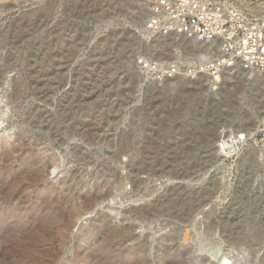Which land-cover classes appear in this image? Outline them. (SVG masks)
<instances>
[{
	"label": "rangeland",
	"instance_id": "obj_1",
	"mask_svg": "<svg viewBox=\"0 0 264 264\" xmlns=\"http://www.w3.org/2000/svg\"><path fill=\"white\" fill-rule=\"evenodd\" d=\"M148 14L0 0V264H264V77L189 78L203 47L143 31ZM143 58L179 75L153 80ZM239 132L236 156L215 151Z\"/></svg>",
	"mask_w": 264,
	"mask_h": 264
},
{
	"label": "built area",
	"instance_id": "obj_2",
	"mask_svg": "<svg viewBox=\"0 0 264 264\" xmlns=\"http://www.w3.org/2000/svg\"><path fill=\"white\" fill-rule=\"evenodd\" d=\"M146 1L150 4L146 22L151 34L175 35L202 44L200 60L186 70L189 78L201 73L217 78L224 69L236 66L264 76V1L255 7L231 1ZM138 64L156 81L179 75L176 66L147 62L144 58ZM262 126L260 130L264 132V122ZM245 136L241 133L231 143L226 141L229 136H222L218 142L219 153L226 158L236 156Z\"/></svg>",
	"mask_w": 264,
	"mask_h": 264
},
{
	"label": "bare ground",
	"instance_id": "obj_3",
	"mask_svg": "<svg viewBox=\"0 0 264 264\" xmlns=\"http://www.w3.org/2000/svg\"><path fill=\"white\" fill-rule=\"evenodd\" d=\"M218 1V0H217ZM260 1H258V2H256L255 3V5L254 6H251V7H255V6H257V4L259 3ZM236 5H238L236 2H234ZM148 4V9L150 10V4L149 3H147ZM240 6H247V5H240ZM260 11H261V9H260ZM148 16H149V14H148ZM145 25H146V27H147V22L145 23ZM144 28V30L143 31H147V33L148 32H150V30H149V28L147 27V28ZM151 33V32H150ZM155 35V34H154ZM156 35H159V34H156ZM172 36H174L175 37V35H172ZM174 39V38H173ZM172 38L171 39H169V40H172V41H174ZM183 40V39H182ZM187 40V39H186ZM189 40V39H188ZM192 43H194L196 46H197V48L199 47V46H202V44H199V43H195L194 41H192V40H190ZM188 42V41H187ZM191 42H190V44H191ZM171 44V43H170ZM194 45V46H195ZM190 46V45H189ZM188 47V46H187ZM189 48V47H188ZM196 48V49H197ZM201 50L199 51L198 50V52L196 51V53L198 54L196 57H201L202 56V52H203V49L202 48H200ZM193 50V49H192ZM195 51V50H194ZM193 54V53H192ZM195 54H193V56H194ZM200 60V59H199ZM237 67V66H236ZM185 70H187V68H184ZM226 69H228V68H226ZM241 69V68H240ZM225 70V69H224ZM242 70V69H241ZM243 71H245V70H243ZM245 72H249V71H245ZM260 76H262V75H260ZM264 77V76H263ZM16 87V86H15ZM15 95L18 97V93H15ZM7 113H8V107H7V105H0V124H2L4 121H5V117L7 116ZM7 132V131H6ZM242 132H239V133H237V134H232L231 136H229L228 138H226V141L228 142V143H231V142H233V141H237V139H238V135H240ZM251 136V135H250ZM11 136H9V138H10ZM245 138H246V136H245ZM9 144V140H8V138H4L3 140H0V151H1V153L3 152V155H8L7 154V152H6V149L8 148V145ZM215 151H217V153L218 152H220V147L217 145V150H215ZM214 151V152H215ZM216 153V152H215ZM78 159H82V158H84L82 155H78V157H77ZM54 164V162H49V161H44L43 163H42V165L40 166V170H39V172L40 171H43L46 167H48V166H51V165H53ZM55 167H57V166H54V168ZM107 169V168H106ZM107 195V193H100V192H96V193H94L92 196H88V197H86L85 198V206H90L91 204H93L94 202H97V201H99V200H102V199H104L105 198V196ZM70 242V241H69ZM140 244V253H145V251H147V246H146V244L145 243H139ZM201 245V244H200ZM206 247H208L205 251H206V253H207V251H208V253H210L213 257H215L216 256V250H215V248L212 246H210V245H208V246H206ZM206 247H204V248H206ZM210 256V255H209ZM211 256V257H212ZM139 260H140V258L139 259H136V262L134 263V264H139ZM218 262H219V264H231V261H230V259L227 257V255H225L224 257L222 256V257H220V258H218Z\"/></svg>",
	"mask_w": 264,
	"mask_h": 264
},
{
	"label": "water",
	"instance_id": "obj_4",
	"mask_svg": "<svg viewBox=\"0 0 264 264\" xmlns=\"http://www.w3.org/2000/svg\"><path fill=\"white\" fill-rule=\"evenodd\" d=\"M207 259H208L209 261H212V257H211V256H208Z\"/></svg>",
	"mask_w": 264,
	"mask_h": 264
}]
</instances>
